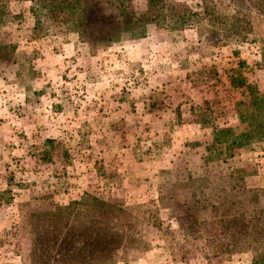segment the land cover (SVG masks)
Segmentation results:
<instances>
[{
	"label": "rangeland",
	"instance_id": "374dc122",
	"mask_svg": "<svg viewBox=\"0 0 264 264\" xmlns=\"http://www.w3.org/2000/svg\"><path fill=\"white\" fill-rule=\"evenodd\" d=\"M80 2L0 0V264H99L71 253L111 213L105 264H251L264 154L213 132L244 127L231 78L264 96V0Z\"/></svg>",
	"mask_w": 264,
	"mask_h": 264
},
{
	"label": "trees",
	"instance_id": "16d2710c",
	"mask_svg": "<svg viewBox=\"0 0 264 264\" xmlns=\"http://www.w3.org/2000/svg\"><path fill=\"white\" fill-rule=\"evenodd\" d=\"M31 1L36 2V0H31ZM39 1L40 0H37V2ZM80 1L81 0H71V4H70V0H49V3L50 4L55 3V7L57 6V4H66V5L70 4L71 9L73 7H80L81 17H83L82 14H83L84 8L81 6ZM87 1H91V0H85V3H87ZM150 1L152 2L153 0H150ZM48 12L51 15H56V11L48 10ZM33 15L36 18L35 22H36V26L38 27L40 24L39 19H38V14L33 13ZM230 81H231V86H233L234 88L244 87L247 91L246 101L239 103L240 108H237L239 121L244 127L242 128V132L238 134H236L231 128L215 129L213 132L214 142L220 146H223V149L229 152V154L226 155L229 158L234 157L238 153L239 149H246L248 151H256V152H260L264 154V116H263L264 96L261 95L255 87L251 86L250 84H247L244 78H231ZM221 154L222 152L217 153L215 159L219 158V156L221 157ZM91 203H94L96 206H98V209L101 210L102 220L104 219L103 218L104 216L109 215L110 214L109 212L112 211V210L109 211L108 210L109 205L105 204L102 201L95 199ZM72 206L83 207L81 211L79 210L80 212H84V211L86 212L87 210V207H86L87 204L84 198L78 203H71V207ZM111 214H113L114 220L109 221V224H110L109 227L110 228L115 227V228L112 230L111 234L108 236L109 241L106 239H103L102 235L98 233V230H96V232H93L95 230H92L94 234L93 236H89V237H86V235L88 236L90 234L85 232L83 236V241H85V245L82 246L81 251H76V250L73 251L71 253V257L72 255L73 256L78 255L80 252H83L84 254L88 255V253L90 254L95 249H96V252L98 253L97 254L98 257L96 258L97 261L92 260L95 263H99V262L103 263V261H105L104 262L105 264L107 262V259L109 260L113 257L114 251H115L114 249L115 241L118 238L120 233L117 232V228H116L117 222H116L115 214L114 213H111ZM72 215H74L73 212H71V217H74ZM93 215L96 216L98 214L94 213ZM96 218L100 220L98 216H96ZM74 234H75V230L71 231V247L73 245L72 240H73ZM88 244L91 246L90 249H87ZM36 250L37 249L34 248L31 251V256L36 255L35 254ZM261 254L262 253H260L259 255L257 254V256H255V258H253V260L251 261V264H264V255H261Z\"/></svg>",
	"mask_w": 264,
	"mask_h": 264
}]
</instances>
